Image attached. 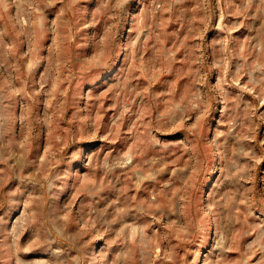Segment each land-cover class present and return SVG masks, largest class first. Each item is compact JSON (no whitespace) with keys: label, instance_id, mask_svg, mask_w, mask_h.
Here are the masks:
<instances>
[{"label":"clouds","instance_id":"clouds-1","mask_svg":"<svg viewBox=\"0 0 264 264\" xmlns=\"http://www.w3.org/2000/svg\"><path fill=\"white\" fill-rule=\"evenodd\" d=\"M0 264H264V0H0Z\"/></svg>","mask_w":264,"mask_h":264}]
</instances>
